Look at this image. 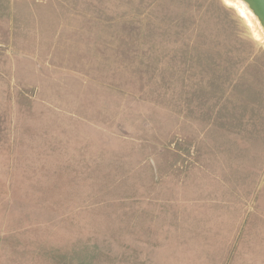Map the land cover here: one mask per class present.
I'll return each instance as SVG.
<instances>
[{
  "label": "rangeland",
  "instance_id": "rangeland-1",
  "mask_svg": "<svg viewBox=\"0 0 264 264\" xmlns=\"http://www.w3.org/2000/svg\"><path fill=\"white\" fill-rule=\"evenodd\" d=\"M253 17L262 38L225 0H0V264L260 259Z\"/></svg>",
  "mask_w": 264,
  "mask_h": 264
},
{
  "label": "bare ground",
  "instance_id": "bare-ground-1",
  "mask_svg": "<svg viewBox=\"0 0 264 264\" xmlns=\"http://www.w3.org/2000/svg\"><path fill=\"white\" fill-rule=\"evenodd\" d=\"M225 2L235 7L236 11L246 20V22L249 23L256 37L262 38L261 36H259L260 34H258L259 25L253 17L254 13L244 0H225Z\"/></svg>",
  "mask_w": 264,
  "mask_h": 264
},
{
  "label": "crops",
  "instance_id": "crops-1",
  "mask_svg": "<svg viewBox=\"0 0 264 264\" xmlns=\"http://www.w3.org/2000/svg\"><path fill=\"white\" fill-rule=\"evenodd\" d=\"M262 222H264V220H260ZM251 231H250V234H251V240H255V243L260 247L263 243H264V228L259 225L257 222L255 223H252L251 224ZM261 235V238L259 237ZM246 238H248V236H246ZM258 242H263L261 245L258 243ZM241 246V244H240ZM258 251L260 252V250L258 249ZM264 252V250H263ZM261 253V252H260ZM261 258L256 260V262L254 263L253 262V259H252V255L251 256H248L245 258L246 263L245 264H264V254L262 253L261 254Z\"/></svg>",
  "mask_w": 264,
  "mask_h": 264
},
{
  "label": "water",
  "instance_id": "water-1",
  "mask_svg": "<svg viewBox=\"0 0 264 264\" xmlns=\"http://www.w3.org/2000/svg\"><path fill=\"white\" fill-rule=\"evenodd\" d=\"M264 26V0H244Z\"/></svg>",
  "mask_w": 264,
  "mask_h": 264
}]
</instances>
